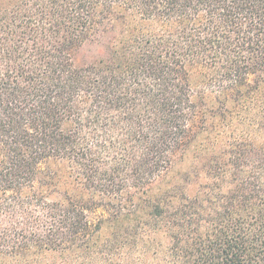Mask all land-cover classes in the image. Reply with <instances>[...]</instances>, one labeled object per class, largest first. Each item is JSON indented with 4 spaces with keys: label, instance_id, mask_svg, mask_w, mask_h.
I'll return each instance as SVG.
<instances>
[{
    "label": "trees",
    "instance_id": "obj_1",
    "mask_svg": "<svg viewBox=\"0 0 264 264\" xmlns=\"http://www.w3.org/2000/svg\"><path fill=\"white\" fill-rule=\"evenodd\" d=\"M121 237L137 264H264V0H0V264Z\"/></svg>",
    "mask_w": 264,
    "mask_h": 264
},
{
    "label": "rangeland",
    "instance_id": "obj_2",
    "mask_svg": "<svg viewBox=\"0 0 264 264\" xmlns=\"http://www.w3.org/2000/svg\"><path fill=\"white\" fill-rule=\"evenodd\" d=\"M101 47L102 44L100 42H86L76 53L74 62L76 64H82L93 61L95 58L99 57L102 54ZM183 167L184 164H174L163 182L160 183H164V181L169 179L171 175L179 173V170H181ZM125 243L126 245H124ZM129 245V239L123 237L119 238L116 242H108L106 249H104L105 247L103 244V246L100 247V250L102 252L100 258H102V261H84V264H137L133 256L131 258H128V255L126 254L127 247Z\"/></svg>",
    "mask_w": 264,
    "mask_h": 264
}]
</instances>
